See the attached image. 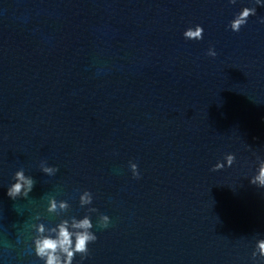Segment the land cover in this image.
Segmentation results:
<instances>
[{
  "label": "water",
  "instance_id": "1",
  "mask_svg": "<svg viewBox=\"0 0 264 264\" xmlns=\"http://www.w3.org/2000/svg\"><path fill=\"white\" fill-rule=\"evenodd\" d=\"M245 7L257 14L231 31ZM261 20L255 0H0V264H44L32 225L88 207L98 239L83 264H264V188L250 183L264 159ZM196 25L203 40H186ZM21 169L36 184L13 201ZM50 198L68 212L49 214Z\"/></svg>",
  "mask_w": 264,
  "mask_h": 264
},
{
  "label": "clouds",
  "instance_id": "2",
  "mask_svg": "<svg viewBox=\"0 0 264 264\" xmlns=\"http://www.w3.org/2000/svg\"><path fill=\"white\" fill-rule=\"evenodd\" d=\"M229 2L235 5L237 0H229ZM255 3L264 7V4H261V0H255ZM256 14V8H243V10L230 22L229 28L231 31L239 33L241 29L247 25L249 18ZM261 23H264V20H261ZM184 38L186 40L201 41L204 38V28L200 25H196L194 29L189 28L184 32ZM207 55L215 58L217 52L214 48H209ZM225 160L227 167L230 168L236 163V156L234 154H228L225 156ZM258 163V174L251 179L250 183L259 188H264V159L258 158ZM40 168L44 174L50 177L55 176L59 172L58 167H50L47 165L46 161L41 163ZM130 168L133 178L140 179L141 176L138 165L130 163ZM224 168V163H217L212 171L216 172ZM13 179L15 183L8 188V197L13 201L18 198L28 199L35 187V179L31 176H27L23 169L17 171ZM92 204L93 194L89 191H85L80 196V206L83 208ZM69 208L70 205L66 201H57L55 198H50L47 212L59 216L62 213H67ZM97 212L98 209L88 207L89 215H86L83 219L72 217L70 220H62L58 225L51 228H47L43 223L32 225V228L37 233L34 238L35 255L41 261H44V264H73L75 257L79 254L81 257V264H83V261L89 256V245L96 243L98 239L92 231L94 225L91 220V214ZM35 219L39 221L41 216L37 215ZM110 223V218L107 215L101 214L96 226L100 229H107ZM252 255L254 260L257 255L261 259H264V240H259L257 242L256 251H254Z\"/></svg>",
  "mask_w": 264,
  "mask_h": 264
}]
</instances>
